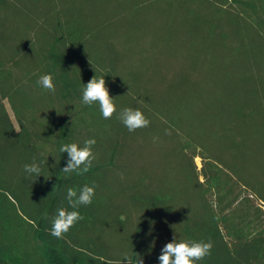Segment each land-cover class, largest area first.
I'll use <instances>...</instances> for the list:
<instances>
[{"label":"trees","instance_id":"1","mask_svg":"<svg viewBox=\"0 0 264 264\" xmlns=\"http://www.w3.org/2000/svg\"><path fill=\"white\" fill-rule=\"evenodd\" d=\"M95 1L0 0V264H159L174 237L212 243L198 264H264V0H134L178 9L177 29L187 24L220 61L146 74L128 70L108 29L110 8L126 12L129 0ZM94 75L114 98L111 119L82 103ZM126 107L149 126L129 132ZM89 138L90 171L62 172L60 147ZM34 160L36 180L24 171ZM86 184L96 189L83 219L51 236L67 188Z\"/></svg>","mask_w":264,"mask_h":264},{"label":"clouds","instance_id":"2","mask_svg":"<svg viewBox=\"0 0 264 264\" xmlns=\"http://www.w3.org/2000/svg\"><path fill=\"white\" fill-rule=\"evenodd\" d=\"M90 62V60H89ZM105 76L94 75L87 84L82 87V103L84 105H98L100 113L104 119H111L117 113L114 98L110 95L106 85ZM37 83L47 92L55 93V84L51 74H43L38 78ZM118 119L129 132L148 127L149 119L139 109L123 108L118 114ZM165 134L171 132L165 129ZM96 144L94 138H89L83 142L66 143L60 147L61 153H67L66 166L61 170L66 174L76 173L83 175L90 171L95 160L93 147ZM24 171L28 177H35V180L42 175V169L38 163L24 165ZM96 185H84L79 190L69 187L66 190L65 200L67 207L63 203L58 207L56 214L51 219L50 235L63 239L64 236L83 219L79 212L81 206L91 205L95 196ZM212 243L195 240H177L166 243L161 248L158 256L159 264H198L207 256L211 255ZM122 264H143L142 258L134 260L132 256L125 255Z\"/></svg>","mask_w":264,"mask_h":264},{"label":"rangeland","instance_id":"3","mask_svg":"<svg viewBox=\"0 0 264 264\" xmlns=\"http://www.w3.org/2000/svg\"><path fill=\"white\" fill-rule=\"evenodd\" d=\"M108 1L98 0L92 2V5L101 8L106 5L108 9ZM129 1H124V5H127L126 12L119 13L110 8V12L113 14L114 11L116 17L113 19L114 23L108 25L110 36L124 46L123 53L128 59L125 63L129 71L146 74L156 63L173 64L177 69H187L191 65L206 69L220 62L215 61V55L208 53L210 46H213L202 44L203 40L191 36L187 24L186 27L177 29L181 22L178 9L161 3H156L152 9L136 8L132 7V4H137L138 1ZM173 29V35H165L168 30ZM161 42L163 46L159 45ZM195 163L200 170L202 164L199 157L195 159Z\"/></svg>","mask_w":264,"mask_h":264}]
</instances>
